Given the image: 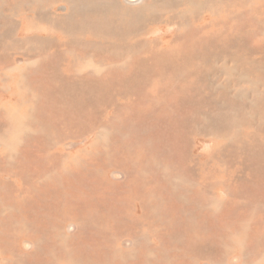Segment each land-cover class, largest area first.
<instances>
[{
  "label": "bare ground",
  "instance_id": "6f19581e",
  "mask_svg": "<svg viewBox=\"0 0 264 264\" xmlns=\"http://www.w3.org/2000/svg\"><path fill=\"white\" fill-rule=\"evenodd\" d=\"M107 1L113 8L116 1L126 6L142 4L139 7L146 6L150 14L156 5L153 2L156 0L150 3L147 0ZM135 9L118 8L122 27L117 31V36L120 35L117 42L108 41L105 45L101 38L80 46L62 43L56 47L59 54L56 62L61 67L49 68L46 62L50 57L39 56L35 71L28 74V87L38 97L33 105L30 102L34 119L30 117L31 122L25 124L22 121L26 116L18 112L6 115L5 123L15 125L0 134L2 144L6 147L9 141H17L20 136L24 137L25 144L16 153L15 160L0 157V264H133L134 259L127 263L122 260L133 248L141 254L135 264H156L160 262L155 260L156 256L167 259L178 251L177 262L181 263L183 256L188 257V250L169 234L183 232L179 226L183 224L187 228L190 218L196 219L203 231L201 242L213 243L214 238L224 237L225 227L235 226L241 215L246 216V211L251 218L260 210L264 201V137L255 141L254 146L245 143L244 156L234 150L229 145L232 138L225 127V117L223 113L218 117L219 111L214 109L216 98L228 111L231 106L235 107L234 100L225 94L212 95L205 86L207 83L202 82L206 79L202 75L206 61L246 60L262 49L248 45L234 47L231 42L230 34L247 30L254 15L221 14L213 10L206 16L189 19L183 26L181 14L173 13L157 26L149 21L143 30L129 22V15H134ZM257 10L260 14L254 18H263L264 0L259 2ZM205 17L208 21L204 23ZM88 22L83 19L80 27ZM96 25L102 27L99 23ZM161 27H168L165 34L153 39ZM172 27L174 31H170ZM97 28L84 29L87 34L104 31ZM246 37L245 41H251V37ZM159 47L163 51L154 50ZM49 53V49L45 51ZM68 55L73 59H68ZM23 56L22 53L20 57ZM18 65L22 67L23 59ZM3 68L7 70L8 65ZM160 74L162 77L157 76ZM146 75L159 80V86L149 84ZM39 89L45 90L43 97L39 96ZM136 90L140 92L131 101ZM185 94L191 99H185ZM252 103L257 105L259 97H254ZM107 111L111 112L110 118H104ZM245 124L239 121L238 128L242 129ZM87 127H95L96 138L101 139L103 135L104 144L70 152L87 142ZM48 135L56 136L53 156L45 154ZM199 135L212 141L208 144L209 151L215 147L203 163L200 160L203 157L194 154ZM13 136L16 138L12 139ZM244 136L251 137L248 131ZM84 154L91 162L87 168L79 167V171L74 162L64 161ZM241 161L251 174L247 173V179L237 186L240 177L234 176L232 169ZM109 169L114 172L113 177L120 176L122 181L114 184L106 179ZM80 171H86V175ZM93 173L98 175L90 179ZM59 179L65 185L60 187L56 183ZM220 185H223L224 197L212 198V191ZM239 200L244 214L238 212ZM132 201L139 202L133 209L139 213L137 216L132 215V209H127L128 202ZM212 204H223L222 210L214 217L201 213ZM156 210L159 212L154 213ZM94 214L92 221L90 216ZM262 219L253 220V231L246 244L249 250L255 246V238L260 237L264 246V236L256 232L263 229ZM65 221L77 224L67 223L63 227ZM70 225L76 228L73 236L67 234L72 229ZM137 230L145 231L150 240L137 242L134 235ZM22 237L29 238L22 242L24 252L18 247V239ZM187 240L197 244V239L190 234Z\"/></svg>",
  "mask_w": 264,
  "mask_h": 264
},
{
  "label": "rangeland",
  "instance_id": "374dc122",
  "mask_svg": "<svg viewBox=\"0 0 264 264\" xmlns=\"http://www.w3.org/2000/svg\"><path fill=\"white\" fill-rule=\"evenodd\" d=\"M90 1L92 0H88V1L86 0H72V1L71 0H0V62L2 63V65L0 64V129H1L0 134L7 131L6 129L10 125H15L13 123H8V124L5 123L6 115L18 112V115H23L27 117V118L24 117L25 120L22 121L23 123L25 122L30 123L31 122L30 117L33 118V116H35L33 109H29V108H30V102L33 105V101H37L38 97L33 95V92H31L28 87V80H29L28 74L31 71H35L34 68L39 64L37 62L38 57L49 56L50 59L52 60L51 61L47 57L46 64L47 67L49 68L50 67L54 68L57 65L61 67V65L56 62L59 57L56 47L62 45V43H64L67 46H75V45L80 46L85 43L88 44L90 40H97L101 38L103 39L102 42H104V44L108 41L117 42L120 36V35L117 36V31H120L122 27V15H120L121 11L119 12L118 8L120 6H124V7L136 8L135 10L132 11L134 12V15H129L130 17L129 22L130 23L133 22V26L135 25V28L139 27V29L143 28V30L146 29L145 26L148 24L149 21H152L153 24L155 23V26H157L158 24H161L165 20V18L170 17L173 13L181 14L179 18L181 19V25L183 26L187 25L189 19L195 18L202 14L206 16L207 13L213 10L221 14L222 13L235 14V13L244 12L243 14L246 13L248 15H252V16L254 15L252 17V22L248 26L247 30L245 31L235 30L233 31L232 34H230L231 42L233 43L234 47H240V45H248L250 47H260L262 49L260 51H257L255 56L246 57V60L236 58L233 61L231 60H226V61L217 60L216 62L215 60L206 61L204 65H202V69L203 71H205L204 74L202 75H204V78L206 79H203L202 82L204 84L207 83V85L205 86L209 92H212V95H215L214 94L215 92L217 93V96L225 94L227 95V98L229 99L231 98L232 101L234 100L235 107L231 106V110L229 111L220 102L218 103L217 98L214 107L215 110L219 111L218 117L221 116V113H223L225 117V124H226L225 127L227 128L228 133L230 130V137L232 138L229 145H233L234 150L242 152L241 154L242 156H244L247 153V150H245L246 145L251 143L254 146L255 141L260 140V137L261 138L264 137V63H262L264 62L263 61L264 60V17L255 19L260 14L258 13L257 7L259 2H261L262 0H189V1L188 0H156L153 1L156 2V5L153 6L154 10L151 8L152 14H150L151 11L148 10L146 6L143 8L139 7L142 4L139 6H126L123 4V2L118 3L115 0L116 8H113L110 4L108 6L107 0H93V2ZM129 1H133V0H129ZM147 2L150 3L152 1L147 0ZM239 2L241 6L239 5ZM99 3H101L102 5ZM74 5L76 6L73 8ZM38 18H41L42 20L38 22L36 20ZM83 19L89 22L84 23V25L80 27V22H82ZM45 21L48 22L46 23ZM207 21L208 20L205 17L203 22L205 23ZM95 22L99 23L102 27L97 28ZM20 23H23V25L25 24V26L20 28L19 25ZM34 25L37 27H35ZM25 27L28 28V30ZM85 27L90 28L92 30L97 28L99 30H104V31H101L103 34L102 33L94 34L91 32L87 34L88 31L84 29ZM47 28L49 29V31ZM161 28L162 29L160 30L159 34L155 36L153 39L161 38L162 35L165 34L168 27H161ZM173 28L174 27H172L170 31H174ZM42 30H44V32ZM52 31L54 33H51ZM105 32H108V34H106ZM115 33L116 35H114ZM109 35H113V36H109ZM246 35H248V37H251V41L249 42L245 41V39L247 38ZM105 38L107 39L106 41ZM84 39H86L87 41L84 42L85 41ZM94 43H97V41H94ZM48 49L50 53L47 55L45 54V51ZM154 50L163 51V47H159ZM22 53L24 54L23 58L20 57ZM149 53L151 54V52ZM6 59L10 60L9 61L10 63ZM20 59H23V65H21L22 66L21 68L19 67L20 65H18V63L20 64ZM68 59L72 60L73 57L71 55H68ZM3 65L4 66L8 65V69L7 70L4 69ZM221 66H224V68H221ZM17 68L19 69V71ZM157 76L162 77V74ZM258 76L260 77L258 78ZM146 80L149 84L153 85L154 87L159 86V80H153L148 75H146ZM136 83H140V81H137ZM44 92L45 90L39 89V96L43 97ZM138 92L140 91L138 90L135 91L136 95L135 97L130 98L131 101H134L136 99ZM183 96L185 99L188 100L191 99V96L187 94ZM254 97L257 98L259 97L258 104H260V106H257L258 104L256 105L252 103ZM27 104H29V106ZM217 105L219 108L217 107ZM236 108H237V113H236ZM247 112H250L251 115L248 116L249 114H247ZM110 117H111V112L107 111L104 118H110ZM239 121L241 122L244 121L246 123L242 129L238 128ZM20 130L22 129L20 128ZM87 130L89 133L87 142L83 144H79L78 146L71 149L70 152H79L87 147L93 148L97 143L104 144L103 135L101 136L103 137L101 139L96 138L95 127H87ZM246 131H248V135H251V137L248 136L245 139L244 135H246ZM193 135L190 136L189 140L192 138ZM253 135L256 137H254ZM48 136H49L48 139H45L47 142V151L45 152V154L47 155L51 154L53 156L52 147L53 144L56 142V136L55 135H51V136L48 135ZM199 136L201 138L200 137L196 138V144H195L196 148L194 154L201 155L203 158H200V160L201 163H203L204 161L207 160V158L210 157L209 155L212 154L215 147L213 148V150L209 151L211 147H208V144H211L212 141L209 142L208 138L205 136L202 135ZM20 137L21 138H19L17 141L14 142L8 140L9 142L6 144V147L2 144L0 140V144H1L0 157H6L8 159L14 158L15 160L16 159L15 157L17 155L16 153H18V150L21 148V146L25 144L24 137L23 138L22 136ZM15 138H16L15 136L12 137V139ZM75 142L76 141H72V143ZM92 153L94 154V152ZM242 158H240V160H242ZM66 159L67 160L64 161L72 162V163L74 162V165H76L77 170L79 169V167L87 168L88 167L87 164L91 162L89 159L87 160L85 154L82 157L76 156L73 158V160L71 158H66ZM235 168L236 169L234 168L232 169V172L234 170L233 173L235 174L234 176L240 177V181L236 182V185L238 186V183L247 179V176H249L247 173L249 174L251 173L250 170H248V172L245 170L242 161L241 164L236 165ZM110 170L111 169H109L108 173H106L108 177L107 178L105 176L106 179H108L111 183L114 184L115 182L122 181L120 176L113 177L111 174H113L114 172ZM241 170L244 171L241 172ZM80 172L85 173L86 175V171H80ZM64 173L66 172H63V174ZM252 174L254 175L255 172ZM94 175H98V173H93L89 178L92 179ZM255 175H257V171ZM56 183L60 187L62 185H65L64 181L61 182V179H59V181L56 180ZM222 187L223 185L214 188V190L211 193L212 198L218 199L224 197L221 192ZM103 188L105 189L104 186ZM240 203L241 201L239 202L240 209L238 212L240 214H244L245 211L242 209V204ZM128 204L129 207L127 209H132V215L135 214L137 216L139 213L133 212V209L134 207L139 206V202L132 201V202H128ZM108 205L109 204L105 205L104 207H107ZM219 207L220 209L218 210ZM222 207L223 204L221 205L219 204L217 206H214V204H212L208 209L206 208L201 213L204 214L205 216L214 217L222 210ZM263 210H264V201L262 202V206L260 205V210L258 212L253 213L251 218H249L248 212L246 211V216L241 215L242 219L240 221H237L235 226L228 225L227 227H225L224 237L221 239L219 237L214 238L213 243H210L209 241H206L205 243L201 242L204 236L200 234L203 231L200 230L199 225H197L196 219L194 220V218H190L187 221V228H185L183 224L179 226V228L183 232H178L174 234V236L169 234L170 238L172 239L175 238L177 241L182 242V246L188 250V257L183 256V261L181 263H178L177 262L179 259L178 253L180 252L178 251L176 254L170 256L167 259H164L163 256L162 257L156 256L155 260L160 261L158 263L156 262V264H264V246L262 245V240L260 239V237L255 238L254 240L255 246L252 249L249 250L246 247V244L248 243V237L253 231V227H252L253 220L254 219L260 220L261 218H263L262 221L264 220L262 214L264 213ZM158 212L159 210H156L154 213H158ZM94 216L95 214L90 216V219L92 221L95 220ZM157 218H161L160 215H158ZM67 223L77 224L74 221H65L63 222L62 226L65 227ZM261 226L264 229V222L261 223ZM71 227L72 229L70 230V232L67 231L68 236H73L75 234V230H76L75 226L70 225V228ZM98 227L100 228L101 225L98 224ZM101 229L104 230V228ZM263 229H258V231L256 232H259L260 236H264ZM131 234L128 236L132 237ZM189 234L191 235V237L197 239V244H193V243L190 244V242L187 240ZM134 235H137L136 238L138 240L137 242L139 243L140 242L143 243L145 239L150 240L148 234L143 230H137V232H135ZM28 239L29 238H25V237L18 239V247L20 248V250H22L21 246L23 240H28ZM137 242L135 244H138ZM27 249H30V247ZM26 251L29 252L28 250ZM139 254L140 252L138 249L136 248L129 249V252L123 256L122 260L125 261V263H127L134 259L133 264H135V260H138L141 255ZM146 256H149V254H147ZM151 257L153 256H150V258ZM171 259H173L172 262H169ZM68 264H72V263H68ZM73 264H80V263H73Z\"/></svg>",
  "mask_w": 264,
  "mask_h": 264
}]
</instances>
